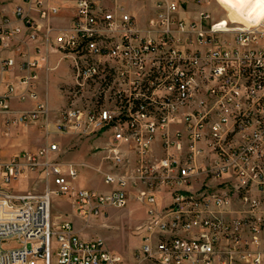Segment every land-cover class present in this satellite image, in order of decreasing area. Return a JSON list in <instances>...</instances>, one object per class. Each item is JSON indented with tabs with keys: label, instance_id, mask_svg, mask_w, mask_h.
Instances as JSON below:
<instances>
[{
	"label": "built area",
	"instance_id": "2783aa9c",
	"mask_svg": "<svg viewBox=\"0 0 264 264\" xmlns=\"http://www.w3.org/2000/svg\"><path fill=\"white\" fill-rule=\"evenodd\" d=\"M23 1L43 19L59 12L45 0ZM153 2L154 14L140 23L120 0L112 7L77 0L69 27L50 22L44 30L16 7L33 28L31 39L42 36L70 59L58 130L102 142L117 172L104 173L109 191L76 188L80 165L62 160L56 141L0 160V264H264V18L214 19L201 11L187 19L181 0ZM21 31L0 17L1 46ZM23 66L20 82L37 99L38 60ZM12 89L0 94V128L45 122L47 101L15 112ZM175 122L185 125V140L168 131ZM156 150L160 156L153 159ZM131 153L134 176L123 173ZM230 160L246 176L229 188L181 191L190 176L219 172ZM32 173H41L42 193L16 185ZM134 183L144 184L140 193L149 209L137 228L141 244L129 256L100 237L82 238L70 219L52 216V195H73L76 213L89 223L108 208L125 207ZM168 186L177 189L159 210ZM236 202L244 206L230 216L214 209Z\"/></svg>",
	"mask_w": 264,
	"mask_h": 264
},
{
	"label": "rangeland",
	"instance_id": "374dc122",
	"mask_svg": "<svg viewBox=\"0 0 264 264\" xmlns=\"http://www.w3.org/2000/svg\"><path fill=\"white\" fill-rule=\"evenodd\" d=\"M77 1V0H76ZM106 2V0H103ZM140 5H145L150 0H135ZM181 0L183 10H189L193 4H201L209 2L208 6L211 8L212 16L214 19L225 18L226 20H241L245 22H254L257 21L258 17L264 15V0ZM215 2V3H214ZM107 3V2H106ZM109 7L113 5L111 3H107ZM149 12L145 9H139L138 11V21L142 22ZM152 16V15H151ZM150 16V17H151ZM149 17V18H150ZM149 18L143 23H147ZM140 22V23H141ZM53 24V23H52ZM60 28V27H58ZM70 60L65 59L61 62L58 69L52 71L51 78V96L54 103H60L63 98L59 95L58 89L56 88L60 82H65L69 80L68 73L70 75V71L67 69L69 66ZM58 121V111L55 113H49L48 117L45 119V122L41 121L38 123H31L28 125H11L9 127L0 128V133L2 136L9 139L12 135V130H19L18 135L22 136L26 133L29 134V130L33 127L38 128L45 137L48 135L49 126L48 124L54 122L57 132L60 135H66L67 137L74 138V142L85 143L82 149V159L76 157V152L80 147L77 144H73L72 148L76 149L73 152V157L67 158L68 160L76 161L80 166H83L81 174L75 180V184L78 187H95L101 191H106L112 188V184L106 183L104 181V173H116L117 170L114 166L113 161V153L109 150H103V143L93 144L88 143L86 139H79L78 136H74L68 133H61L57 128ZM170 129L171 135L175 133V131H180L179 137L185 140V125L180 122L171 123L170 127H168V131ZM182 133V134H181ZM163 134L158 136V140H162ZM60 139L55 136L53 139L51 138L49 143ZM48 143V144H49ZM160 143V141H159ZM90 144L92 145L90 148ZM15 145V146H14ZM20 144L14 143V147H19ZM2 148L3 145H0ZM62 147V146H61ZM79 147V148H78ZM31 149V148H24ZM89 150V155L86 153ZM16 153V152H15ZM15 153L7 156L0 157V160L8 159L13 156ZM75 153V154H74ZM160 156V151L153 154V159H158ZM62 158V157H61ZM128 171H123L124 174L128 173L130 175H135L134 168L136 166V155H132V153L128 156ZM62 160H64L62 158ZM204 163H207L202 159ZM209 163L211 159L208 160ZM237 162L235 160H230L225 163L221 168L222 170L217 172H212V174H208L206 171H200L197 175H192L188 179L189 184H185L182 186L181 191L188 192L194 190H204L211 188H220L227 189L231 186V183L236 179L242 178V176H246V174L241 173L242 168L236 166ZM212 166V162H211ZM81 168V169H82ZM242 174V175H240ZM103 177V178H102ZM133 180V179H132ZM17 186L22 187L23 189L30 188L32 190L37 191L38 193H42L44 191L45 183L42 179L41 173H32L27 177L22 178L21 181L15 182ZM145 189L143 183L135 184L131 186L129 190V199L125 207L122 208H108L106 209V215H101L96 218H93L89 223H86L83 218L78 216L75 210V206L73 205V195L70 196H60L58 194L52 195V216L55 220H57L56 216L61 215L58 219L69 218L72 220L73 226L76 229L81 226L84 228L86 232H88L92 238L102 237L108 248L112 250H116L121 252L127 256L131 255L133 251L138 249L141 244L140 234L137 228L142 225L148 218V209L149 205L147 203V199H143L141 196V190ZM174 187H165L160 192L162 197L160 196V204L157 209L161 210L164 206L167 205L171 198V194L175 193ZM242 202H236L232 207L234 210L239 209V207H243Z\"/></svg>",
	"mask_w": 264,
	"mask_h": 264
},
{
	"label": "crops",
	"instance_id": "0c3cea01",
	"mask_svg": "<svg viewBox=\"0 0 264 264\" xmlns=\"http://www.w3.org/2000/svg\"><path fill=\"white\" fill-rule=\"evenodd\" d=\"M97 1L104 5H106L107 3H111L112 5H114V0H106L107 3L103 0ZM45 2L50 6L59 7V12L56 15L50 17V19L41 18L38 12L35 11L29 3H26L23 0H0V17L8 16L10 18L11 24L19 25L22 27V31L10 41L8 46L4 47L0 45V94H4L9 86L12 85L13 89L10 95L9 103L11 108L15 112L34 109L36 107L37 101L39 100L47 101L50 109L52 110V113L57 112L65 103V97L63 95L62 89L72 81V73L69 63V66H67V69L70 71V75L68 73V76L70 77L69 80L60 82V84L56 87L58 89L59 95L63 98V100L59 104L54 103L50 91L52 71L58 69L61 62L69 58L65 57L62 53L57 51L51 45V43L45 41L42 36H40L36 41L31 39L29 36V32L32 31L33 28L24 25L22 19H20L15 14L16 7L20 5L25 13L29 14L30 17L36 20L42 30H44L50 22L53 23L56 27L60 28H66L72 24L76 0H45ZM120 2L128 11L135 14L136 16H138L139 9L145 8L149 12V14L143 19L142 22L140 21L141 23L145 22L147 18H149L155 12L153 0H150V2L145 5H140L135 0H120ZM208 4L209 2L193 4L189 10H183L181 14L187 19H195L199 16L201 11H209L210 13H212L211 8L208 6ZM8 58H12L14 60L12 66H8L6 64ZM27 59L38 60V66L36 69L38 72V77L35 80L34 87H32L38 95L37 99L32 98L28 93V88L20 82V78L27 73V69H25V67L23 66L25 60ZM48 126L49 131L46 137L40 131H38V128L36 127L31 128L29 130V134H22V136L18 135L19 130H12V135L8 140H6V138L2 136V133H0V145H3L2 148L0 147V157H7L15 152L17 153L23 150L24 148L36 149L38 147L48 145L50 139H53L55 136H57L60 139H57L56 142L60 143V145L62 146L61 157L64 160L74 161L66 159V157H73V152L76 150L72 148L73 144H77L80 147V149H78L76 152V157L80 159L83 158L82 149L85 143L81 144L78 141L74 142V138L67 137L66 135H60L56 130L54 122L49 123ZM2 127L5 126L2 125L1 128ZM15 142L20 144L19 147H14L15 145L13 146ZM88 143L100 144L101 142L88 141ZM91 146L92 145L90 144L89 148ZM86 155H89V150ZM82 167L83 166L79 167V175L83 170ZM75 187L83 188L78 187L76 184ZM214 209L216 212H221L224 215L230 216L234 214L233 207L225 209H219L218 207H215ZM60 216L61 215L56 216L57 220H61L58 219ZM75 230L84 239L92 238L91 235L86 232L81 226L77 227Z\"/></svg>",
	"mask_w": 264,
	"mask_h": 264
},
{
	"label": "bare ground",
	"instance_id": "6f19581e",
	"mask_svg": "<svg viewBox=\"0 0 264 264\" xmlns=\"http://www.w3.org/2000/svg\"><path fill=\"white\" fill-rule=\"evenodd\" d=\"M263 6V8H264V5H262ZM262 18H264V15L263 16H260V17H258V19H257V21H259L260 19H262Z\"/></svg>",
	"mask_w": 264,
	"mask_h": 264
}]
</instances>
